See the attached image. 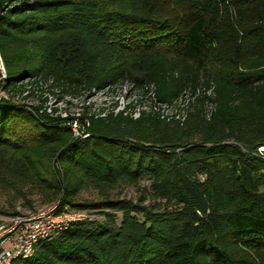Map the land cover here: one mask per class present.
Here are the masks:
<instances>
[{
	"label": "trees",
	"instance_id": "16d2710c",
	"mask_svg": "<svg viewBox=\"0 0 264 264\" xmlns=\"http://www.w3.org/2000/svg\"><path fill=\"white\" fill-rule=\"evenodd\" d=\"M0 62V178L102 215L11 264H264V0H0ZM25 81L28 109L12 102ZM123 84L137 104L181 100L183 120L83 109L74 136L44 110L43 92ZM81 179L149 185L136 203H76Z\"/></svg>",
	"mask_w": 264,
	"mask_h": 264
},
{
	"label": "built area",
	"instance_id": "2783aa9c",
	"mask_svg": "<svg viewBox=\"0 0 264 264\" xmlns=\"http://www.w3.org/2000/svg\"><path fill=\"white\" fill-rule=\"evenodd\" d=\"M124 85L127 87L120 86L115 92L107 93L109 96L100 104L89 101L97 97L99 93L101 94L107 90L92 91L88 94L90 97H87V95L85 97H72L71 102L66 101L67 103H64L62 113L56 106L52 107L50 103L48 104V101L44 106V110L50 116L58 115L60 118L67 120L74 136L81 135L87 126L86 120L81 119L83 109H86L88 116L91 115L94 118H104L110 114L114 116L122 113L136 119L144 112L157 114L160 119L167 121L172 118L183 120L184 111L180 110V107H182L181 100L171 105H165L157 103L152 97H149L137 104L136 99L139 98V92L133 90L127 84ZM111 95L113 96L110 98ZM62 101H58V103ZM127 106L133 108H127ZM53 108H56L57 111L53 112ZM68 109L71 111L69 112ZM51 211V209H47L39 210L36 213L13 214L0 219V264H11L18 257H30L40 240L49 239L71 222L84 220L82 217H75L74 219L67 218L57 221Z\"/></svg>",
	"mask_w": 264,
	"mask_h": 264
},
{
	"label": "rangeland",
	"instance_id": "374dc122",
	"mask_svg": "<svg viewBox=\"0 0 264 264\" xmlns=\"http://www.w3.org/2000/svg\"><path fill=\"white\" fill-rule=\"evenodd\" d=\"M4 70L0 62V79L3 78ZM23 93L16 92L12 97V102L27 108L28 106H35L38 104L37 100L33 98H26L28 94L26 90L30 89L28 82H24ZM39 85V84H38ZM126 86V85H122ZM43 87H45L43 85ZM127 87V86H126ZM125 87V88H126ZM33 88V87H32ZM39 93V92H38ZM109 91H103L99 93L97 97L91 99L89 102L95 104H100L109 95ZM44 96L48 98V104L50 103L52 107L60 109L61 113L64 111V103L66 101L71 102L72 97H65L63 101L58 103L56 96L50 95L47 92H43ZM10 94L7 92L0 91V97L8 99ZM12 96V95H11ZM10 96V97H11ZM90 95L87 94V97ZM113 95L110 96V98ZM85 97V96H84ZM86 97V98H87ZM26 98V99H24ZM28 109V108H27ZM73 109V108H71ZM70 112L71 110L68 109ZM58 116V115H54ZM148 181L142 180L138 184H127L121 182L113 188H108L107 192L99 187L93 186L89 181L81 179L79 182V187L77 189V194L74 198L76 203H96L101 201L104 197H109L112 199H124L130 200L133 203L138 202L142 197L146 196L144 188L148 187ZM59 198L54 197L52 192L44 187L36 186L31 183H18L15 179H11L9 176L0 178V219L2 217L12 215L11 213L16 212L17 214H29L36 213L37 211L51 209L52 214L56 217L57 221H62L67 218L74 219L75 217H82L85 219H96L101 220L102 215L93 209H71L67 206L59 208L58 206ZM150 202L146 201L145 204ZM58 210V211H57ZM119 221V217L116 222Z\"/></svg>",
	"mask_w": 264,
	"mask_h": 264
}]
</instances>
